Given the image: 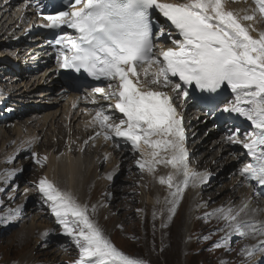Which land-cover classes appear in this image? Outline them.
Returning <instances> with one entry per match:
<instances>
[{
	"label": "snow or ice",
	"instance_id": "obj_1",
	"mask_svg": "<svg viewBox=\"0 0 264 264\" xmlns=\"http://www.w3.org/2000/svg\"><path fill=\"white\" fill-rule=\"evenodd\" d=\"M29 3L40 7L37 0H29ZM227 3L228 0L180 3L71 0L68 10L45 15L47 23L43 26L54 31L70 28L78 33L72 37L65 32L54 38L56 45L64 46L59 51L61 68L77 73L83 71L95 80L107 81V87L112 89L105 99L114 98V105L99 106L96 111L93 124L100 129L96 136L124 138L137 150L141 142L164 152L171 150L170 158L160 159H156L160 152L154 151V163L171 164L185 177L189 175L188 153L183 143L182 120L174 101L188 97L191 86L218 95L222 88H230L235 99L225 102L222 111L245 117L254 131L243 133L245 140L233 136L229 140L240 143L246 155L252 158L253 162L246 164L241 174L264 186V30L254 37L252 25L242 22H264V0H255L256 8L242 17L229 10ZM160 15L165 20L163 25L159 22ZM173 28L178 33L176 37L172 36ZM162 37L173 46H159ZM152 66L156 70L148 79ZM173 78H178V82ZM151 85L170 87L175 95ZM93 92L102 94L105 89L95 87ZM113 108L122 113L123 118L115 120L109 111ZM36 155L33 153L34 157ZM47 160L44 156L37 158L36 163L43 164ZM137 164L145 168L144 163L137 161ZM148 171L153 172L154 166H149ZM160 183L176 187L173 196L179 192L180 186L173 184L172 175L167 179L161 177ZM38 190L45 202H50L63 234L70 237L79 250V259L74 264H145L142 259L119 251L72 192L61 190L47 177L39 180ZM248 207V203H244L238 210L221 208L216 212L222 213L226 227L232 229L229 235L264 237V221L239 219ZM16 213L19 214L20 209ZM48 235V231L42 233L45 238ZM222 240L226 242L227 237ZM242 251L249 257L264 253V239Z\"/></svg>",
	"mask_w": 264,
	"mask_h": 264
},
{
	"label": "rangeland",
	"instance_id": "obj_2",
	"mask_svg": "<svg viewBox=\"0 0 264 264\" xmlns=\"http://www.w3.org/2000/svg\"><path fill=\"white\" fill-rule=\"evenodd\" d=\"M229 1L230 4L235 5V7L238 5L237 8L239 10L242 5H249L252 10V3H249V0ZM251 10L248 9V14L251 13ZM248 22L250 23V21ZM8 36L9 33L5 36V39L8 38ZM169 44L172 45L171 43ZM10 51L11 53H9ZM3 52H5L4 54L6 55H10L9 58H11V60L18 58L17 51L15 50ZM8 61V59L3 61L0 59V74H3L4 77L15 78V76H17L16 73L8 74L4 72L3 66L5 64L3 63H8ZM6 66H8V64ZM23 72H25V75L30 78V74L26 73L24 69ZM17 78H19L18 87L20 89V84L24 83H21L20 77ZM15 95L17 96L15 97L12 92L9 93L8 98L0 97L2 100L4 98L6 99L5 101L0 102V143L2 142L0 144V150H2L0 152V264H74V262L79 259V250L72 239L63 234L62 227L57 223L56 218L51 211L50 202H45V198L38 190V182L40 179L47 177L52 182H55L59 177L65 176L62 172L48 174V160L43 164L36 163L37 158H42V156L46 155H43L41 152L48 149V142L55 145L51 149L49 147L48 150L50 151V154H55L59 158V156H63L64 153H68L76 161L77 159L82 160L84 168H87V170L83 169L86 172L83 171L84 173L82 175L83 199L85 196H88L87 202H85L84 206L87 207L88 214L91 212V217L89 215L90 219L102 230L103 234L119 251H122L130 257L142 259L145 261V264H246L253 258H255V260L252 263L250 261V263H255L257 260V257L255 256H257V254L253 257H249L242 251L246 246H249L248 242L251 243V246L253 245L255 242L254 240H256L255 237L250 241L248 238L246 239L245 237L236 234L227 237L225 242L222 240L225 236H221V232L217 231L218 229L216 231L212 230L214 226L220 227V223L216 220L204 219L200 224L203 230L199 228L194 234H188L184 228L186 216L183 212H180L177 216V227L175 225L176 228L174 227L173 229L172 227L170 231L162 233L161 212H158L159 217L156 221L155 227H150L149 213L144 209V199L147 198L148 201V199L151 198L152 193L148 192V188L150 187L153 192L155 186L152 174L148 171L149 166L145 164V158L140 155V150H137L136 148L133 149L132 146H129V149L135 152V157L121 166L119 163H115V158H113L111 149H109L110 146H105L99 150V144L96 142V138L84 141L81 135H76L75 131L77 128L81 130L80 126L77 127V125H74L70 130V127H68L69 124L62 123L63 134L56 131L54 123L50 127H44L45 129L43 131L39 130L41 129V123H35V114H37L35 111L40 107L48 108V105L50 104L44 102L41 104L28 103V101L23 98L22 93L16 91ZM233 96L234 94L228 97V103L234 99ZM19 109H21V111H19ZM47 112L49 111H42V113ZM41 115L44 119L45 116L43 114ZM222 116H224V113ZM193 117H195V115H193ZM216 121L217 120L215 119L206 126V129H215V135H206V131H204L198 136V132L195 137L191 138V146L189 147V150L196 151L195 144H197V142L202 143V141H206L208 143L207 147L211 148L213 154V156L209 158L210 162L211 159L216 156L217 150L213 147L215 143L218 141H225L227 143V132H225L223 127H220V130L222 131L217 134V124H214ZM22 123H26L28 129H23L22 133L19 135L17 131L20 128L19 124ZM48 124H51V122L48 121ZM82 126L85 128L87 123ZM92 128L94 129V127ZM32 129V132H34V130L37 132L40 131V136H37L39 139L37 137H34L33 140L31 139L32 144H34H29L27 147L28 149L22 151L21 146L16 141L21 137L26 136V139L28 138L27 142L29 143L30 135L28 134ZM84 132L86 133L87 129H84ZM189 135L193 136L192 132L189 133ZM5 138L8 140H5ZM72 139H75V141L78 142H75L76 146L73 150L71 145ZM242 140H245V137ZM58 141H61L62 143L59 145L60 148L55 150L54 147H57L56 145H58ZM81 142H83V147L80 149L77 144ZM107 142L115 144L117 147V140L115 138L107 139ZM236 148L237 151H234L233 148H231V150L234 151L237 156L235 160L237 165L235 167L229 166L227 168V176L231 177L232 174L236 172L241 174L240 170L246 164L253 162L251 157L246 155V149H244L240 143H237ZM203 152H199L196 156L190 154V156H192L190 157L191 160L189 162V167L192 172H196L194 161L196 162L199 159H204L206 157L205 151ZM33 153H36L37 155L34 157ZM128 154L130 155L131 152ZM227 154L228 153L223 152L220 153V156L225 159ZM3 161H8L9 163L5 165ZM137 161H140L141 163L143 162L145 168L141 169L138 166ZM215 163L216 160H214L213 165ZM129 164L134 165L135 167L129 166ZM114 165H117L116 172L114 171ZM34 168L38 175L37 177L32 178L30 174ZM204 170L208 169H200L199 171L203 172ZM219 171L220 173H218ZM223 171L224 167L217 168L215 171L209 169L211 175H206V181H199L197 185L201 188L202 186H207L217 180V182L213 184L216 188L214 191H210V194H213L214 192L221 195L222 191H225L226 187L230 185L232 180L230 177L226 179L223 175ZM109 175L112 176V179H108ZM155 176L160 177L161 175L160 173H156ZM93 178L102 182V193L99 194L95 192L93 184L98 180H94ZM219 179H221V181H219ZM206 183L208 184L206 185ZM193 184L194 180L190 181L185 192H183L181 196H184L186 193L190 194ZM61 188L63 187L60 186V189ZM248 189L249 188L247 187L246 190ZM63 190L72 192L75 197L78 196L74 191L69 190L68 188L67 190L66 188H63ZM169 197V195H166L163 202L169 201ZM223 198L224 195H221L220 199ZM76 199L78 203L82 202L79 196L76 197ZM218 201L219 200H217V203ZM125 202L130 203L132 206L131 217L133 223L128 218L127 224L125 219L123 220L124 222H122L123 226L126 227V225H128L129 228L132 229L133 235L131 236L130 233H128V239L118 234V228L116 229V227L113 226L112 221L98 219L101 216L103 208L112 209V211L118 215L120 212V210H118L119 207ZM261 202L264 206V199H262ZM241 203L242 200H240L239 195L237 194V200L234 202L232 201L231 203H218L216 206H208V201H204L202 205L206 207V214L209 212L215 214L218 213L216 210L220 209V207H223L224 209L231 208L238 210ZM100 204H103V207H100ZM251 205L255 206L256 204L252 202ZM171 206L173 207L172 210L166 214L167 218L177 215L178 204H171ZM17 209H20L19 214L16 213ZM261 213L262 211L246 213L242 220L262 219L259 217ZM120 215L124 217L128 216L127 212L124 213L123 211L120 212ZM13 216L16 218L12 219ZM146 216L148 218H146ZM189 227L193 230L192 225H189ZM179 229H181V232ZM45 231L49 232V235L46 238L42 236V233ZM195 234H197V238H193V241L191 236ZM205 237H207V239H205ZM217 243H220L221 246L217 247ZM244 255L245 258H248L247 262L244 261Z\"/></svg>",
	"mask_w": 264,
	"mask_h": 264
},
{
	"label": "bare ground",
	"instance_id": "obj_3",
	"mask_svg": "<svg viewBox=\"0 0 264 264\" xmlns=\"http://www.w3.org/2000/svg\"><path fill=\"white\" fill-rule=\"evenodd\" d=\"M3 2H4V0H0V51H1L0 59L2 61L5 59L9 60L8 63H3V64H5L4 66L2 65L5 73H8V74L19 73V74L17 76H15V78L4 77L3 74H0V77H1V80H0V97L8 98L9 93H12V92H13V95L16 97L17 95H15V92L17 91V92L22 93L23 98H25V100H27L28 103L31 102V103L41 104L42 102H44V103L50 104V105H48V108L40 107V108L36 109V111H35V113H37V114H35V123H41L40 124L41 129H39V130L43 131L45 129L44 127H50L51 125H53V123L55 125L56 131H58L60 134L63 131L62 123L69 124L68 127H70V130L72 129V127L74 125L75 126L77 125V127H79V126L81 127V123L84 122L83 113L88 112L87 110L89 109V107L86 108L85 101H77L78 97L73 96V95L78 96L79 94H71L69 92V90H67V89L66 90L58 89V85L56 83H54V81L48 83L49 80L47 81V79H45V76L47 75L48 71H50L49 69L42 70L38 73L35 72L37 76L33 77L34 76V73H33V74H31L30 78H28L25 75V72H23V69L33 72V66L40 65L38 62H33V60H37L34 58L41 56L42 50H40L37 47L38 44H34V42H32V44H34V45H31V42L29 43V40H24L21 43H14L13 39H14L15 35H11V36L9 35L8 38L5 39V36H7V34L10 33V30H11L10 24H11L12 18H11V6H10V8H9V6L2 7ZM161 2L180 3V2H185V0H161ZM250 2L252 3V9L256 8L255 0H249V3ZM226 7L229 10L234 11L240 17L245 15V13L248 12V9L251 10V7H249V5H242V7L240 6L241 9L239 10L237 8L238 5H237V7H235V5H231L229 0H228ZM257 15H258V13H257ZM159 20H161V21H163V23H165V20L162 17V15L159 16ZM242 22L245 23L246 25H249V24L252 25V27L255 29V31L251 32V35H253L254 37L258 35L259 31L264 30V22H256V23H253V22L249 23L248 21H242ZM12 26H18V24L16 22H14V24ZM177 35H178V33L173 28L172 29V36L176 37ZM161 39H164V38L162 37ZM30 45H31V47L27 48L25 53H27L29 51V53L33 52V54L27 53V54H23L24 58L19 57L20 54L23 53L21 51V49L29 47ZM13 46H15V50L17 51V57L19 59L15 58V60H11V58H9L10 55H6V54H4L5 52H3V51L8 52V50H13L14 49ZM160 46L164 47V48L167 47L165 45H160ZM9 53H11V51ZM37 61H39V60H37ZM7 64H8V66H6ZM20 71H21V73H20ZM17 77H20L21 83H24V84H20V89L18 87V84H19L18 79L19 78H17ZM148 79H151V72H149ZM173 79L175 80V78H173ZM2 87H3V89H2ZM151 87L156 89V90L168 92L170 95H174V94H172L170 87L163 88V87H160L158 85H151ZM232 94L233 93H231V95ZM228 95L229 94H226L225 96H223L219 102H221L223 100V98L228 96ZM189 96L191 99H195V92H194L193 86L190 87ZM233 97L235 99V96H233ZM95 99H96V101H100V99L97 97ZM234 99H232L229 103L233 102ZM5 100H6L5 98L3 100L0 99V102L5 101ZM112 100L115 103V99L113 98ZM104 103H105V101H100V106H103ZM67 105H72V106L69 107ZM223 107H224V104L222 106V109H223ZM82 108H84L85 111L82 112V110H81ZM220 110H221V108H211L210 112H212V114L216 113L217 115H222L224 112L220 111ZM19 111H21V109H19ZM42 111H49V112L42 113ZM88 113H91V112H88ZM41 114H43L45 116L44 119L42 118L43 116ZM120 114L121 113H119L117 110L116 113L113 114V118L117 115H120ZM179 114H180V117L182 120V127L185 130L184 120L190 121L191 120L190 115L192 114V112L190 113L189 110L187 109L185 112H183V114L182 113H179ZM225 115H226V120H224L222 124H219V126L217 125L216 130H217V134H218L220 131H222V130H220V126L225 129V132H227V134H226L227 135V138H226L227 143L225 141H220V142L218 141L215 143V145L213 147L217 150V152H216L215 158L211 159V162H210L209 158L212 157L213 154H212L211 148L207 147L208 143L206 141H202V143L197 142V144H195L196 151L189 150V147L191 146V140H192L191 138H186L183 142L185 150L188 153L187 164L190 161L189 158L192 155L196 156L197 154H199V152L205 151L206 157L204 159L203 158L199 159L198 161H196L194 163L195 168L198 171L200 169H208V170H204L203 172L199 171L198 173L194 172V173L190 174V170H189V175L187 177H185L180 172V170L178 168H173V166L171 164L154 163V158L152 157V153L154 151L160 152V157L156 158V159H160L161 157H165V156L170 158L171 150L164 152L161 149H154V148L150 147L149 145L141 142L139 148L142 151L141 155L145 158V160H144L145 164L148 166H154V171L151 172V174H152V179H153L155 187H154L153 192H152V189L150 187L148 188V192L152 193L151 198H149L148 201H147V198L144 199L145 200L144 209L149 213L150 227H155L156 221L159 217L158 212H161V214H160V218L162 221L161 232L164 233L165 231H170L172 229V227L174 229L175 225L177 227V216L179 215L180 212H183V214L186 216L184 228L186 230V233L188 232V234L189 233L194 234L196 231L199 230V228H201L203 230V228L200 225L202 220H204V219L209 220L210 219V220H216L217 222L220 223V227L214 226L212 228L213 231H216L218 229L217 231L221 232V236H225V237L234 236V235H236L235 233L229 235V233H232V229L226 227L227 222L221 218L222 213H215L214 214V213L209 212L206 214V212H207L206 207L203 206L202 204L204 201H208V204H207L208 206H216V205H218V203H227V202L231 203L232 201L234 202L235 200H237V194L239 195L240 200H242L240 207L244 203H248V205H249L248 209L244 213H241V216L239 217V219L242 220L246 213H253V212H257V211L258 212L262 211V213L259 215V217L262 219H258L257 221H264V206L262 205V202H261V199L264 198V186L258 185L254 181L245 179L244 175H238L236 177V175L238 174L237 172L232 174V177L227 176V168L229 166L235 167L237 165V162L235 161L237 156L234 153V151H237V148H236L237 143L231 142L229 140V137L230 136L238 137L240 140H242L245 137L243 135V133H249V134L252 133L254 131V127L251 125V122L248 121L243 116H240V115L235 114V113H225ZM216 117H218V116H216ZM216 117L212 118V119L215 120ZM209 118H211V117L209 116ZM93 120H94V116L91 115L90 120L87 121L88 123H90L91 127L94 126ZM48 121H50L51 124H48ZM27 122H30V121H27ZM19 125H20V128L17 131V133L20 135L22 133L23 129L27 128V125H26V123H22ZM32 131H33V129L30 130V133L28 134V135H30L29 143L27 142L28 138L26 139V136H23L18 141H16L21 146L22 151L25 149H28L27 147L29 144H31V145L34 144V143L32 144L31 139L33 140L34 137L40 136V133H39L40 131L39 132H37L36 130H34V132H32ZM97 131H100L98 125L96 126L95 129H93L87 133V137H90L92 139L96 138V142L99 145H102V147L109 146L110 144L106 142V139L104 138L103 135L96 136ZM204 131H205V129H203V128L200 129L198 131L199 132L198 136H200L201 133ZM75 132H76V135H81L82 139L86 137L85 133L82 130V127H81V130H79V128H77V130ZM25 134H27V133H25ZM212 134L215 135V130L208 132L206 135H212ZM6 136H7V134H6ZM6 136H4V137H6ZM2 137H3V135H2ZM37 138L39 139V137H37ZM37 138H36V140H37ZM77 138H79V137H77ZM115 138H117V140H118L117 141L118 146L115 147V144H113L110 146V149H111L112 155L115 156V163H119L122 166V165L126 164L127 161L131 160L134 157V152H132L131 150L128 149L129 145L132 146L130 141L125 142L124 138H119V137H115ZM152 139L154 140V139H156V137H153ZM5 140H8V139L5 138ZM75 142L72 141L73 146L76 143H78V142H76V143ZM14 143H15V141H14ZM61 143L62 142L59 141L58 145H56V146H59ZM3 145H4V143H3ZM8 145H9V143H8ZM12 146H14V145H12ZM48 146L51 149L55 145L52 144L51 142H48ZM82 146H83V143H80L79 147H82ZM30 147H32V146H30ZM49 147H48V149H49ZM193 147H194V145H193ZM210 147H212V146H210ZM36 148H37V146H36ZM231 148H233L234 151H232ZM13 149H15V148H13ZM29 149H31V148H29ZM48 149L46 151L41 152V153H43V155L46 154L47 157L49 156L48 161H47L48 162L47 173L52 174V173L62 172L65 174V176H61L55 181L57 183H55V182H53V183L59 188L61 186L63 188H66V190L68 188L69 190L74 191L82 200V202L80 204L85 205V202H87L88 196H85L83 199L84 193L82 192V175L84 172H86L84 170H87V168L86 169L84 168V166L82 164V160L77 159V161H76L68 153H64L63 156H61V157L59 156V158H58L57 155L50 154V151ZM1 151L2 150H0V152ZM129 152H131L130 155L128 154ZM223 152L228 153L227 157L225 159L220 156V153H223ZM72 153H73V151H72ZM190 154H192V155L190 156ZM40 156H42V155H40ZM43 157L44 156H42V158ZM63 158L67 161H65ZM214 160H216V163L213 165ZM217 160H220V161H217ZM8 163H9L8 161L4 162L5 165H7ZM46 166H47V163H46ZM129 166H133V165L129 164ZM223 167H224L223 175L225 176V178L227 179L228 177H230V178H232V180H231L230 185L226 187L225 191L223 190L221 193V195H224V198L220 199L221 195H218V193L213 192V194H210V191L215 190L216 187L213 184H215L217 182V180L210 183L209 185H207L208 183H206L207 186L204 185L201 188L197 185V183L199 181L200 182L206 181L205 180L206 175H209V174L211 175V173H209V169H212L215 171V169L223 168ZM188 168H189V165H188ZM89 172H90V169H89ZM156 173H160L161 176L156 177L155 176ZM218 173H220V171ZM30 175L32 176V178L37 177L38 173H37L35 168L31 171ZM169 175L173 176V184L180 186L179 192L175 196H173L172 193L177 192L176 187L169 188V186L167 184H161L160 183L161 177H164L165 179H167V177ZM96 180H98V179H96ZM192 180H194V184L192 185L191 193L190 194L186 193L184 196H181V194L183 192H185L188 184ZM185 181H187L186 184L184 183ZM219 181H221V179H219ZM248 184L250 186V189L248 191H246L245 188ZM101 185H102V182L100 180H98L96 183L94 182L93 186H94V190L96 193H99V194L102 193L103 188ZM63 188H61V189L63 190ZM87 191H89V190H87ZM166 195L170 196L169 197L170 200L167 202H165V201L163 202V199ZM78 196H76V197H78ZM217 200H219L218 203H217ZM252 202H254L256 205L252 206L251 205ZM171 204H178L177 215H175L171 218H167L166 214L169 213L173 207V206H171ZM100 207H103V204H100ZM131 208H132L131 204L128 202H125L118 209V210H120V212L121 211H123L124 213L127 212V214H128L127 217L120 215V212L118 213V215H116L112 211V209H104L103 208L102 212H101V216L98 219L112 221L113 226L116 227V229L118 228V234L120 236L128 239V237H127L128 233H130L131 236L133 235L132 229H130L128 225H126V227L123 226L122 222H124L123 220L125 219L126 224H127L128 223L127 218H128L133 223V220L131 217V214H132ZM221 208H223V207H220V209ZM225 210H227V209H225ZM89 215L91 217V212ZM146 218H148V217L146 216ZM189 225H192L193 230H191ZM179 231L181 232V229H179ZM193 238H197V234L191 236L192 240H193ZM245 238L246 239L248 238V240H250V241L253 240L252 236L245 237ZM255 239L257 241L254 240L255 242L253 243L252 246L258 245L260 240L264 239V237H260L257 235V236H255ZM188 244H190V243H188ZM248 245L251 246V243L248 242ZM256 254H257V256H255V257H257V260L255 261L254 264H264V253H256ZM240 259H241V256H240ZM244 261L245 262L248 261V258H245V255H244Z\"/></svg>",
	"mask_w": 264,
	"mask_h": 264
}]
</instances>
